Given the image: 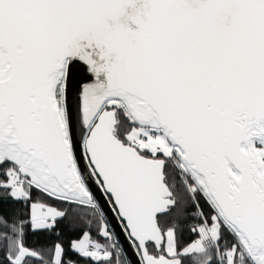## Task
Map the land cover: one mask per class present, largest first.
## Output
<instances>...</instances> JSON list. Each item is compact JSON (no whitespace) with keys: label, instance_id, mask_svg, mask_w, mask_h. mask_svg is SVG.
Wrapping results in <instances>:
<instances>
[{"label":"snow or ice","instance_id":"6c2138e0","mask_svg":"<svg viewBox=\"0 0 264 264\" xmlns=\"http://www.w3.org/2000/svg\"><path fill=\"white\" fill-rule=\"evenodd\" d=\"M82 260L264 264V0H0V264Z\"/></svg>","mask_w":264,"mask_h":264},{"label":"trees","instance_id":"16d2710c","mask_svg":"<svg viewBox=\"0 0 264 264\" xmlns=\"http://www.w3.org/2000/svg\"><path fill=\"white\" fill-rule=\"evenodd\" d=\"M17 208H22V205H15ZM73 224L76 225V231H70V226ZM60 230H61V236L56 237L55 235H49L47 233H36L32 234L29 233L28 235V244L31 247H39L42 245H50L53 241L57 239H62L65 242V246L67 247V243L72 238H76L80 235L81 230H87L86 226L82 221L75 218L71 213L70 215L63 221L60 222ZM93 235L95 236V229L93 228ZM184 240L189 241L192 239H195L194 236H192L187 231L184 232ZM103 242V241H102ZM80 264H92L91 261H81Z\"/></svg>","mask_w":264,"mask_h":264},{"label":"water","instance_id":"95a60500","mask_svg":"<svg viewBox=\"0 0 264 264\" xmlns=\"http://www.w3.org/2000/svg\"><path fill=\"white\" fill-rule=\"evenodd\" d=\"M88 77V74L87 73H82L81 75H80V78L81 79H85L86 80V78ZM121 240H122V242H123V238L121 237ZM125 247H127V245L125 244Z\"/></svg>","mask_w":264,"mask_h":264}]
</instances>
